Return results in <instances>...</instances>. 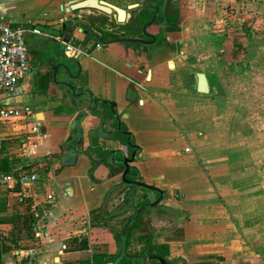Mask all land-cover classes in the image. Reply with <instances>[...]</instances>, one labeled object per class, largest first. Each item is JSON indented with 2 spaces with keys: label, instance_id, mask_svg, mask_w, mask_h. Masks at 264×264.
<instances>
[{
  "label": "crops",
  "instance_id": "crops-1",
  "mask_svg": "<svg viewBox=\"0 0 264 264\" xmlns=\"http://www.w3.org/2000/svg\"><path fill=\"white\" fill-rule=\"evenodd\" d=\"M84 1L0 0V13L15 26L81 18L108 41H152L144 0H100L131 13L124 23L93 9L66 11ZM159 6L147 28L152 44L91 40L70 53L62 38L26 36L31 72L6 105L32 113L1 129L0 161L4 170L32 167L42 180L0 192V264H113L125 227L159 199L123 181L122 162L136 151L130 139L139 150L128 179L165 197L128 229L127 253L149 264L141 254L152 234L150 245L168 246L179 264H264V0H168L165 16ZM79 39L69 43L80 47ZM57 65L72 74L60 67L59 81L114 102L119 120L108 105L88 113V101L55 83ZM198 74L208 94L198 92ZM83 114V152L63 166ZM122 126L130 137L118 135Z\"/></svg>",
  "mask_w": 264,
  "mask_h": 264
},
{
  "label": "water",
  "instance_id": "water-1",
  "mask_svg": "<svg viewBox=\"0 0 264 264\" xmlns=\"http://www.w3.org/2000/svg\"><path fill=\"white\" fill-rule=\"evenodd\" d=\"M160 2H163L162 15L165 16L168 0H144V7L141 8V10L146 8L149 10L150 13H153V16H152L151 20L149 21V23H147L143 26V33L145 34V36L147 38L150 37L152 39L151 42H148V41H145L142 39H131V38L113 39L110 41L105 40L101 34L96 33L93 30V27L89 22H87L81 18L80 19L79 18H77V19L76 18H70L64 24L58 25L54 28H49V27H45V26H39L37 28L40 30V32L47 33V34H49L53 37H56V38H62L61 43L59 45L61 49H63L64 46H66L70 42L71 38L76 36V34L82 36V39H79V41L81 42L80 51H83L84 47L91 40H95L100 46L101 45L104 46V45H110V44H117V43L152 44L155 42L156 38L147 33V28L152 26L157 21V19H159V17H160V6H159ZM136 7L137 6H133L130 8V10H133ZM84 9H93V10L100 11L101 13H103L105 15L113 16L120 23H124L126 21L129 22L132 18L131 13H128L127 11H125L123 9L117 8L113 5H110V4L103 2V1H100V0H87V1H84L81 3H76L72 6V8L66 9V11L67 12H73V11H80V10H84ZM60 67L64 68L66 73L69 75V77L72 78V74L70 73V70L66 66L57 65L53 68L55 83L57 85L64 87L68 91H70L75 99H84V100L88 101V103H89L88 113H95L98 110L99 105H108V106H110L115 118L117 120H119V117L115 111L116 104L114 102H110V101H106V100L97 98L92 93H90L88 91H79L73 85L66 83V82H63V81H59L58 76H59V68ZM198 92L202 93V94H208L209 93L208 81H207V78L204 74H198ZM85 117H86V114H83L81 116V118L74 123L73 129L70 132V134H69V136H68V138L64 144V147H63L64 153H63V157L61 160V164L63 166L75 165L79 155H81V153L83 152L84 139L82 137V131L81 130H82V123H83ZM129 137H130V135H129ZM128 145L130 147L136 149V151L131 155L130 158H125L122 162V164L125 167V172L122 175L123 181L125 182V184H127L129 186H141L145 189L156 192L159 194V199L155 203L147 205V206L143 207L142 209H140L136 213L134 218L125 227V229L121 235L120 242H119L121 254H120L119 258L113 264H121V262L127 256V249H128L127 231H128V229L138 220L139 216L141 215V213L144 210L154 208L165 197V193L162 192L161 190L155 188V187H152V186H149V185H146L143 183H138L137 181H130L128 179V176L130 173V168H131L130 164L132 162H134V159H135V157L138 153V150H139L138 147H136L135 145L132 144L131 139L128 141ZM146 257L148 258L149 264H152L154 258L150 257V256H146ZM159 261H160V264H171V263L166 262L163 259H160ZM131 264H144V258L137 257V256L133 257V258H131Z\"/></svg>",
  "mask_w": 264,
  "mask_h": 264
},
{
  "label": "built area",
  "instance_id": "built-area-1",
  "mask_svg": "<svg viewBox=\"0 0 264 264\" xmlns=\"http://www.w3.org/2000/svg\"><path fill=\"white\" fill-rule=\"evenodd\" d=\"M40 33L36 27L15 26L0 13V156L6 141L2 137L1 129L7 124H18L32 113L28 107L20 109L8 106L6 101L16 94L20 82L31 72V58L26 36ZM66 48L70 53L82 52L80 47L71 43H68ZM185 152L191 153V149H185ZM32 169V167L21 165L4 170L0 161V192L4 189L13 190L16 187L28 188L34 183L41 182V175L37 170Z\"/></svg>",
  "mask_w": 264,
  "mask_h": 264
},
{
  "label": "trees",
  "instance_id": "trees-1",
  "mask_svg": "<svg viewBox=\"0 0 264 264\" xmlns=\"http://www.w3.org/2000/svg\"><path fill=\"white\" fill-rule=\"evenodd\" d=\"M143 22V19L142 18H139L135 21V25H141ZM122 131H119L118 135L120 137H124L126 138L127 136H129L130 134L128 133V130L125 126H122L121 128ZM133 142V141H132ZM133 144V143H132ZM97 166L96 163H93V169H92V176H93V170L95 169V167ZM134 169H132L133 171ZM145 211H148V209H146ZM139 220V219H138ZM129 232H128V239H127V244H128V247L130 245V237H129ZM151 240H153V236L152 234H149V237L147 239V242H146V249L145 251L141 254V256H150V257H153V262L152 264H160V259H163L165 260L166 262L168 263H171V264H179V261L176 260V261H169L168 260V255H169V247L168 246H152L150 245V242ZM149 248V250H148ZM133 257H136L134 255H131L130 253H127V256L125 259H130V258H133ZM147 258V257H146Z\"/></svg>",
  "mask_w": 264,
  "mask_h": 264
},
{
  "label": "rangeland",
  "instance_id": "rangeland-1",
  "mask_svg": "<svg viewBox=\"0 0 264 264\" xmlns=\"http://www.w3.org/2000/svg\"><path fill=\"white\" fill-rule=\"evenodd\" d=\"M209 28H211V29H213V30H216V29H219V31H220V34L221 33H223V29H224V31H225V33H226V31H230V34H233L234 32L232 31V28L233 27H209ZM228 34V33H227ZM215 35V34H214Z\"/></svg>",
  "mask_w": 264,
  "mask_h": 264
}]
</instances>
